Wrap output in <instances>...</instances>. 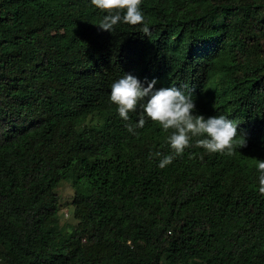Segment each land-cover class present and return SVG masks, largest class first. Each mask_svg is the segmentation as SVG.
Listing matches in <instances>:
<instances>
[{
	"label": "trees",
	"instance_id": "trees-1",
	"mask_svg": "<svg viewBox=\"0 0 264 264\" xmlns=\"http://www.w3.org/2000/svg\"><path fill=\"white\" fill-rule=\"evenodd\" d=\"M142 10L150 36L100 29L91 0H0V264H264V0ZM125 74L192 94L194 115L233 120L246 147L194 138L161 169L171 133L111 102Z\"/></svg>",
	"mask_w": 264,
	"mask_h": 264
},
{
	"label": "clouds",
	"instance_id": "clouds-1",
	"mask_svg": "<svg viewBox=\"0 0 264 264\" xmlns=\"http://www.w3.org/2000/svg\"><path fill=\"white\" fill-rule=\"evenodd\" d=\"M92 5L104 16L99 28L113 32L120 23L140 27V31L150 36V28L143 12L144 0H91ZM145 84L147 86H145ZM157 81H145L125 74L111 86L110 99L117 106L119 117L128 122L130 113L140 110L138 124L145 126V115L164 132H170L168 143L174 153L161 159L159 167L164 169L172 164L174 157L183 156L193 146L209 153L232 156L237 149L246 147L245 138L239 133L238 125L225 116L194 115L196 103L192 94H185L176 87L156 88ZM129 133L136 135L134 126L126 123ZM157 156L160 154L157 153ZM259 193L264 195V161L257 160Z\"/></svg>",
	"mask_w": 264,
	"mask_h": 264
},
{
	"label": "rangeland",
	"instance_id": "rangeland-1",
	"mask_svg": "<svg viewBox=\"0 0 264 264\" xmlns=\"http://www.w3.org/2000/svg\"><path fill=\"white\" fill-rule=\"evenodd\" d=\"M56 193L60 197L61 209L58 213V226L64 230H68L69 226H73L77 221L72 216L74 187L71 181L61 182Z\"/></svg>",
	"mask_w": 264,
	"mask_h": 264
}]
</instances>
